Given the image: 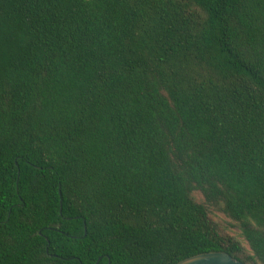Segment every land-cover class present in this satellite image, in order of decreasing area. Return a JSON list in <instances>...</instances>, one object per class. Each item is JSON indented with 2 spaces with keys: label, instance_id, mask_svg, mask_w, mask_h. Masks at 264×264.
Here are the masks:
<instances>
[{
  "label": "trees",
  "instance_id": "obj_1",
  "mask_svg": "<svg viewBox=\"0 0 264 264\" xmlns=\"http://www.w3.org/2000/svg\"><path fill=\"white\" fill-rule=\"evenodd\" d=\"M210 251L264 264V0H0V264Z\"/></svg>",
  "mask_w": 264,
  "mask_h": 264
},
{
  "label": "water",
  "instance_id": "obj_2",
  "mask_svg": "<svg viewBox=\"0 0 264 264\" xmlns=\"http://www.w3.org/2000/svg\"><path fill=\"white\" fill-rule=\"evenodd\" d=\"M60 194V191H59ZM61 202V201H60ZM61 212V209H60ZM175 264H245L224 251H210L186 257Z\"/></svg>",
  "mask_w": 264,
  "mask_h": 264
},
{
  "label": "rangeland",
  "instance_id": "obj_3",
  "mask_svg": "<svg viewBox=\"0 0 264 264\" xmlns=\"http://www.w3.org/2000/svg\"><path fill=\"white\" fill-rule=\"evenodd\" d=\"M219 216H222L221 214H219Z\"/></svg>",
  "mask_w": 264,
  "mask_h": 264
}]
</instances>
